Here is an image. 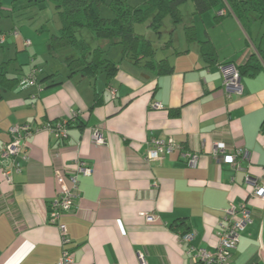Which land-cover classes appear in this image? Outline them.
<instances>
[{
  "label": "crops",
  "instance_id": "0c3cea01",
  "mask_svg": "<svg viewBox=\"0 0 264 264\" xmlns=\"http://www.w3.org/2000/svg\"><path fill=\"white\" fill-rule=\"evenodd\" d=\"M220 12L217 22V13H209L213 26L210 15H202L211 23L203 36L216 50L215 62L202 58L192 22L197 41H185L165 58L173 68L166 75L124 60L121 52L112 59L116 71L110 78L102 72L70 74L66 59L60 64L66 74L59 78L55 66L41 71L32 55L0 62H15L6 77L19 80L12 88L0 86V147L10 140L12 125L38 129L76 115L65 140L34 133L16 158L20 172L9 181L0 163V264H57L63 249L75 264H140L139 255L145 264H192L189 252L213 253L225 210L241 204L251 210V222L240 232L231 264H264V201L245 183L249 175L264 187V65L240 74V94L226 93L230 66L237 71L255 50L246 41V47L234 44L226 33L215 38L212 32L223 23L235 36L245 33L228 10ZM23 41L14 43L16 53ZM29 46L36 56L39 46ZM26 64L36 67L35 85L21 83ZM96 128L103 145L91 140ZM167 139L179 149L148 161L151 142ZM216 142L227 153L245 151L248 159L239 157L232 167L213 158ZM183 153L196 155V165L185 162ZM75 160L92 172L78 178L73 210L53 224L49 203L59 194L56 173L72 172ZM58 224L69 237L65 247ZM184 229L192 234L189 242L180 235Z\"/></svg>",
  "mask_w": 264,
  "mask_h": 264
},
{
  "label": "trees",
  "instance_id": "16d2710c",
  "mask_svg": "<svg viewBox=\"0 0 264 264\" xmlns=\"http://www.w3.org/2000/svg\"><path fill=\"white\" fill-rule=\"evenodd\" d=\"M187 1L192 3V16L196 18L214 10L215 14L217 13L214 21L217 22L220 19L219 11L222 15L228 10L249 38L254 23L264 25V0H142L135 6L129 5L126 0H53L59 28L57 33L52 34L48 39L49 48L51 51L69 49L66 65L70 74H85L93 77L102 72L106 78H110L116 71V63L104 57L103 46H93L91 40L106 41L110 45L118 46L121 58L136 66L152 70L158 75L170 74L173 70L172 66L165 58H156V48L153 43L145 36L137 34L134 26L147 22L148 28L159 35L165 17L169 16L175 26L182 22L179 8ZM103 6L111 12V17L101 16ZM2 7L0 0V13ZM83 30L89 33L83 35L86 34ZM183 32L188 44L197 41L193 24L184 25ZM2 33L0 31V35ZM171 42L169 39L161 48L171 47ZM198 44L205 62L207 64L215 62L216 50L209 39H203ZM252 46L255 52L237 68L239 76L246 71L258 69L261 63L264 65V50L260 45L252 43ZM5 66L2 64L0 66V86L8 89L17 85L19 80L7 79ZM97 104L98 101L93 105ZM75 120V118L66 120L68 129ZM175 228H181V224L176 225ZM187 232L184 229L180 231V235L183 236Z\"/></svg>",
  "mask_w": 264,
  "mask_h": 264
},
{
  "label": "built area",
  "instance_id": "2783aa9c",
  "mask_svg": "<svg viewBox=\"0 0 264 264\" xmlns=\"http://www.w3.org/2000/svg\"><path fill=\"white\" fill-rule=\"evenodd\" d=\"M13 32V35H17ZM5 36L0 37V42L4 41ZM25 47L30 45L29 40L23 42ZM25 85L37 84L36 70L32 68L30 74L25 76L21 83ZM223 89L226 93L240 94L242 87L238 72L231 68L224 76ZM153 108H161L159 103H153ZM72 115L71 118H76ZM45 131L52 136L56 141H62L68 138V127L66 120L58 122L45 123L41 128L32 129L28 124H15L8 129L10 140L0 147V163L3 168V176L7 181L12 172H20V165L16 162V158L26 148L27 140L37 131ZM91 140L95 145H103L104 138L99 129H93ZM179 146L172 140H153L151 149L147 152L146 159L148 161L160 160L167 153L178 150ZM213 158H218L223 162L229 163L232 167H236V159H248V154L240 149H235L232 153L226 152V147L223 142H216L212 151ZM182 157L185 162L191 166L197 163V156L191 153H183ZM74 169L70 173H56V182L59 188L58 196L49 203L50 207V222L55 224L58 219L74 208V201L78 195V182L80 176H89L91 169L80 160L74 161ZM246 185L252 188L253 195L264 201V187L258 184L255 178L249 175L245 176ZM147 222H152L154 217L146 216ZM251 222V210L245 204L239 206H231L225 210V216L218 233V242L213 253L207 252L202 248H193L189 252L192 264H231L232 252L236 249L239 241L240 232ZM61 244L65 247L69 243V237L63 224H58ZM192 238L191 233L183 235V241L189 242ZM139 263L145 264L143 256L139 255ZM57 264H75L72 253L63 249L61 257Z\"/></svg>",
  "mask_w": 264,
  "mask_h": 264
},
{
  "label": "rangeland",
  "instance_id": "374dc122",
  "mask_svg": "<svg viewBox=\"0 0 264 264\" xmlns=\"http://www.w3.org/2000/svg\"><path fill=\"white\" fill-rule=\"evenodd\" d=\"M141 1L142 0H126V2L132 6L140 4ZM2 6L3 10L0 13V31L3 33L0 35V37L6 35V38L4 42H0V62H3L7 59H13L16 55L21 57L22 60H27L28 57L32 55L35 63L37 64L38 68L41 69V71L42 68L44 71H46L52 66H55L59 74V76H57L58 78L61 77V74H66L65 68L60 66V64L63 62V59L65 60L68 57L69 49L51 51L48 43L50 36L52 34H56L59 28L58 16L56 14V8L53 0H2ZM179 10L182 16V22L175 26L169 16L165 17L161 27V33L159 35L155 34L151 29L148 28L147 22L136 24L134 26V30L137 34L145 36L153 43L154 47L156 48L157 59L170 57L172 51H178L181 47H183L185 44L183 32L184 25L196 23L195 25L198 26L199 40L204 39L203 27L206 26L207 28H210L209 26L211 23L208 24L204 17L200 16V19L194 18L192 16L193 5L190 1H187V3L182 5ZM207 13H212V15L215 14L214 11ZM111 15V12L108 10V8H106V6L101 8L102 17L107 18L111 17ZM212 15H210L212 21L211 26L214 25ZM10 32H17L18 34L12 35L9 34ZM83 32L86 33L83 35H87V33H89L87 30H83ZM222 33H226L227 35H224V38L229 37L234 44L237 40L238 42L241 41V43H243V45L246 47V41L250 45H252V43L255 45H260L261 49L264 50V25L258 22L254 23L251 27L252 34L249 32L251 40L243 32L242 37L235 36V34H232L230 29L226 27L225 23H223V26L219 25L218 28L216 27L212 32L217 40L220 38L219 36ZM169 39L172 40L173 47L170 48V50L161 48V46L168 42ZM23 40H29L33 45L39 46L40 49L36 56L32 54L34 46H29V48L26 50L24 49L25 46L23 43V49L19 53L15 52L14 43H18L21 46V42ZM91 42H93L91 43L93 46H96L97 44L103 46L104 57L107 59L110 58L111 61L115 58V55L120 52V48L118 46L110 45L106 41L103 42L91 40ZM58 56H60L59 59H57ZM16 65L15 62H12L11 66L6 65L5 68L8 69L10 67V73L12 72V67ZM23 67L25 70L21 74L25 76L29 75L32 67L29 69L28 64L24 65ZM91 80L92 82L94 81L93 79Z\"/></svg>",
  "mask_w": 264,
  "mask_h": 264
},
{
  "label": "water",
  "instance_id": "95a60500",
  "mask_svg": "<svg viewBox=\"0 0 264 264\" xmlns=\"http://www.w3.org/2000/svg\"><path fill=\"white\" fill-rule=\"evenodd\" d=\"M230 67L234 69L233 65H231ZM239 78H240V76H239Z\"/></svg>",
  "mask_w": 264,
  "mask_h": 264
},
{
  "label": "clouds",
  "instance_id": "9594fccd",
  "mask_svg": "<svg viewBox=\"0 0 264 264\" xmlns=\"http://www.w3.org/2000/svg\"><path fill=\"white\" fill-rule=\"evenodd\" d=\"M235 69V68H234Z\"/></svg>",
  "mask_w": 264,
  "mask_h": 264
}]
</instances>
